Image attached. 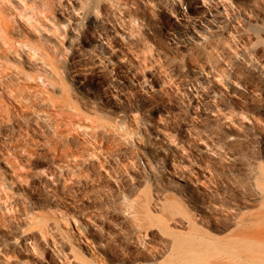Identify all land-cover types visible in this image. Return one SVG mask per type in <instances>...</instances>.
I'll list each match as a JSON object with an SVG mask.
<instances>
[{
	"label": "rangeland",
	"instance_id": "obj_1",
	"mask_svg": "<svg viewBox=\"0 0 264 264\" xmlns=\"http://www.w3.org/2000/svg\"><path fill=\"white\" fill-rule=\"evenodd\" d=\"M35 2L40 30L0 0L8 36L38 44L0 37V264H164L193 219L231 232L184 190L245 184L260 209L264 0Z\"/></svg>",
	"mask_w": 264,
	"mask_h": 264
},
{
	"label": "bare ground",
	"instance_id": "obj_2",
	"mask_svg": "<svg viewBox=\"0 0 264 264\" xmlns=\"http://www.w3.org/2000/svg\"><path fill=\"white\" fill-rule=\"evenodd\" d=\"M23 1L25 2V8H23L25 13L23 14L28 16L26 21H29V24L27 23L29 26L26 25L27 29L40 30V27L46 26V20L52 21L47 16L46 8L40 5L38 7L35 0ZM33 8H37L38 11L30 12L31 15H35L32 21V17L25 9L32 10ZM220 14V11L216 12V15ZM88 16L91 26L99 25L93 12ZM54 25L57 27V24L54 23ZM9 32H11L9 25L0 24V37L9 44L10 48H14L15 51L23 48L24 51L26 46L28 50L23 52L26 57L38 56V44L35 41L27 40L26 36H17L19 37L17 40L15 38L12 40V37L8 36ZM15 42H19L20 46H17ZM255 182L258 191H264L262 183ZM241 189V192L238 191L232 196L222 192L225 194L226 203H219V201L215 203L209 196L205 195V198H202L195 191L184 190V192H188L186 195L193 202L194 208L202 211L203 214L208 213L204 217L212 226L222 228H227L229 224L235 226L229 234L219 237L208 233L193 219L187 231L176 232L170 251L171 259L164 261V264H264V204L260 203V209L257 211L243 210L247 205H257L258 203L252 195L254 193L247 192L248 188L245 184H242ZM170 206L173 208L174 204H170ZM223 210L224 213H222Z\"/></svg>",
	"mask_w": 264,
	"mask_h": 264
}]
</instances>
